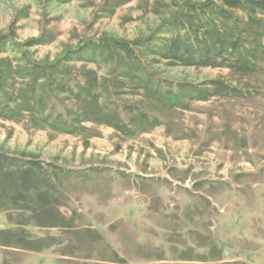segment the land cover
Wrapping results in <instances>:
<instances>
[{"label":"rangeland","instance_id":"374dc122","mask_svg":"<svg viewBox=\"0 0 264 264\" xmlns=\"http://www.w3.org/2000/svg\"><path fill=\"white\" fill-rule=\"evenodd\" d=\"M188 1L207 0H0V36L13 37L7 38L30 63L54 62L66 49L106 36L159 44L171 35L162 32L174 7ZM41 36L42 44L27 45ZM134 48L142 75L129 71L128 59L73 64V71L93 69L100 80L119 83L120 93L114 84L100 90L99 106L131 124V132L95 120L97 107L76 134L29 113L0 117V151L44 163L56 187L47 200L33 189L17 205L19 189L11 179L0 182V264H127L118 251L133 249V241L139 248L124 250L131 264H264V56L255 71L242 73L173 64ZM20 56L11 46L0 50V59L15 66ZM73 71L63 91L43 101L69 122L80 106L71 87L81 80ZM214 81L234 90L216 92ZM179 86L216 95L165 106L159 95ZM56 209L63 219L41 224L40 213ZM151 240L159 248L148 250Z\"/></svg>","mask_w":264,"mask_h":264},{"label":"trees","instance_id":"16d2710c","mask_svg":"<svg viewBox=\"0 0 264 264\" xmlns=\"http://www.w3.org/2000/svg\"><path fill=\"white\" fill-rule=\"evenodd\" d=\"M237 11H241L245 17L241 18ZM165 26L167 30L162 32L163 35L165 33H171V35L168 34L169 38H163L164 40L159 44H156V39L152 37L144 40L147 42L143 40L131 42L106 36L98 43L66 49L54 62L30 63L29 58L20 52L19 46L11 45L13 40L9 38L13 37L0 36V50L11 46L14 52L21 53L16 60V66L11 59H0V117L13 120L29 113L30 117L37 120L39 124L53 127L60 133L76 134L82 123L90 119L91 109L102 107L99 106L100 90L109 92L114 83L107 78L100 80L102 78H99L98 73L93 69L84 68L73 71L75 65L79 61L96 60L98 62L100 58L104 60L105 57L111 59L115 57V63L121 64L123 61L122 65L126 64L125 60L128 59L131 62L129 71L137 69L139 75H142L140 73L144 72V68L137 63V56L134 53L135 45L145 47L149 52L168 59L173 64L214 67L226 65L242 73L255 71L258 68V62L264 56V0H207L202 3L188 1L174 7ZM259 39V46L254 44L251 46ZM44 40L41 36L31 39L27 45H40ZM72 71L79 73L81 80L76 87H71L80 106L69 113V122L61 115L54 116L47 112L43 101L46 100L47 94L63 91L66 79L73 78ZM131 74L123 75L130 79L133 77ZM20 75L23 78L18 81L21 79ZM118 84V82L115 83L113 87L119 92ZM213 84L215 90L219 89L216 92L234 90L233 87L221 81H214ZM192 86L188 88L179 86L176 92H165L164 95H159V99L165 106L173 107L184 106L193 100L192 97L205 102L216 95L215 90ZM96 115L97 118H93L99 119V122L106 123L117 130L131 132V124L127 125L116 112L102 109ZM135 117L145 119L141 114ZM9 179L19 189V192L13 196L15 200H12V203L17 205H21L20 199H24V195L27 196V193L33 189L38 190V197L45 200L47 199L43 196L48 195L49 187L56 189L44 163L12 157L0 151V182L4 185V180ZM56 210L57 212L52 215L46 210L41 212L40 214L43 213L40 219L41 224H51L53 220L48 217L55 219L57 216L63 219L64 215H56L61 210ZM16 237H18L17 240L22 239L21 234L17 233Z\"/></svg>","mask_w":264,"mask_h":264},{"label":"crops","instance_id":"0c3cea01","mask_svg":"<svg viewBox=\"0 0 264 264\" xmlns=\"http://www.w3.org/2000/svg\"><path fill=\"white\" fill-rule=\"evenodd\" d=\"M137 245L138 244H134V241H133L132 244H130L129 247L133 248L134 250L130 249L129 251H127V250L123 249V250L118 251V253H121L120 255L123 256V258L125 260H127V262H128L127 264H131L132 262L124 256V252L125 251L126 252H134V251H136V248H139V246H137ZM148 245H149V249L148 250H155L156 248H159L158 245L152 240L149 241ZM123 247H124V245H123ZM161 262H163V261H161Z\"/></svg>","mask_w":264,"mask_h":264}]
</instances>
